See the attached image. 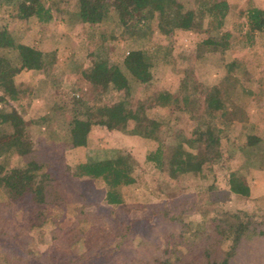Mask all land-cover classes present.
<instances>
[{
	"label": "rangeland",
	"instance_id": "374dc122",
	"mask_svg": "<svg viewBox=\"0 0 264 264\" xmlns=\"http://www.w3.org/2000/svg\"><path fill=\"white\" fill-rule=\"evenodd\" d=\"M180 1L187 8H197L195 0ZM228 1L230 8L223 30L233 31L234 38L226 51L212 50L204 42L217 34L206 17L199 26H180L171 33L164 32L155 17L149 27L143 26L135 32L126 28L117 14L96 24L82 20L78 0H46L54 12L48 22L35 16L17 17L8 4L1 6L0 28L8 27L19 44L14 49L5 48L3 54L15 64L21 49L30 46L40 52V57L34 58L32 66L16 73L20 97L7 102L0 100V119L13 108L21 111L33 141L40 150L52 153L49 159L57 158L58 168L97 158L125 161L136 180L121 186L124 198L145 206L117 213L133 221L138 239L155 237L160 243H166V236L160 233L155 236L156 232L149 225L153 215L149 207L162 201L196 200L194 210L184 218L188 226L178 221L159 222L160 230L166 233L183 232L189 236L211 216L224 212H248L260 217L264 213V30L256 31L251 43L246 33V11L254 5L264 8V0ZM136 48L154 54V75L148 82L137 80L125 66L126 54ZM96 52L118 66L117 87L103 86L92 80L91 76L97 79ZM160 89L177 96L178 105L156 102L154 97ZM122 98L128 99L133 107L143 102L150 120L139 123L122 120L113 128L96 124L86 145L66 144L76 113L84 115L88 106L110 104ZM209 100L219 109L211 112ZM202 122L213 133L221 135L220 156L206 163L203 173L173 178L147 159L148 152L159 143L165 144L166 155L179 142L196 149L192 138ZM14 129L9 122L0 121V135L7 136ZM55 145L59 146L54 152L46 151L45 148ZM26 163L23 155L10 150L0 156V164L6 169ZM62 168V182L72 198L47 208L44 242L34 243L42 250L50 244L51 230L56 225L68 226L82 213H109L113 208L105 202L107 187L103 179H78L65 175L66 169ZM49 170L53 167L49 166ZM233 172H237V176H232ZM211 184L221 193L219 200L209 202L205 193ZM10 198L0 173V201ZM28 209L27 198L19 201L17 217L22 218ZM89 224V219L81 221L84 228ZM32 232L39 240L40 234ZM254 244L264 248V239ZM83 248L80 242L73 250L78 253ZM247 260L240 257L236 264L256 263L254 256Z\"/></svg>",
	"mask_w": 264,
	"mask_h": 264
},
{
	"label": "trees",
	"instance_id": "16d2710c",
	"mask_svg": "<svg viewBox=\"0 0 264 264\" xmlns=\"http://www.w3.org/2000/svg\"><path fill=\"white\" fill-rule=\"evenodd\" d=\"M195 1L197 8H187L180 0H78V14L82 20L91 24L99 23L111 14H117L122 24L135 32L143 26L149 27L157 17L159 27L166 33H171L180 26H199L203 17H206L208 25L217 30V34L204 39V42L212 50L226 51L231 48L234 32L223 30L230 8L229 1ZM5 4L11 7L12 14L17 17L35 16L42 22H48L54 16L53 8L46 0H0V7ZM246 16V33L252 43L254 33L264 30V8L250 6ZM17 47L19 44H16L8 27L0 28V89L3 91L0 93L1 101L17 100L20 97L15 75L23 68L32 66L34 58L40 57L38 50L28 46L27 49H21L18 62L14 64L3 51L5 48ZM124 63L140 82H148L154 75V54L146 49L129 50ZM94 64L97 79L91 76L93 81L103 86H118V66L110 63L100 52H96ZM154 100L164 105L170 102L178 105V97L165 89L158 90ZM208 106L211 112L219 109L210 100ZM127 119L138 123L149 121L145 104L140 102L133 107L128 99L122 98L110 104L88 106L84 115L76 113L73 116L70 139L66 144L86 145L94 125L113 128ZM0 121L9 122L15 128L7 136L0 135V156L10 150L27 159L25 165L10 169L0 164L2 181L11 195L10 199L0 201V264H236L240 257L248 261L251 256L256 258L254 264H264V248L254 244L261 243L264 239V213L260 217L248 212L213 215L205 225L197 226L186 236L183 232H162L159 222L178 221L188 226L189 223L184 218L188 212L194 210L196 200L182 198L178 201H162L149 207L153 214L149 225L156 232L155 236L157 233L166 236V243H160L155 237L136 238L133 221L121 218L117 211L127 213L134 206L145 205L127 202L124 198L121 186L134 182L136 178L125 161L115 158L90 159L76 165L65 164L64 168L60 167L62 170L66 169L65 175L78 179H103L107 187L105 202L113 208L109 213H82V216L68 226L56 225L51 230V242L46 249L34 246V243L44 242L43 225L48 218L47 208L72 197L68 196L70 191L62 182L64 176L58 168L59 161L55 157L49 159V153H52L40 150L33 141L21 111L13 108ZM192 139L196 143V149H190L185 143L179 142L166 155L165 144L159 143L154 150L148 152L147 159L173 178L183 174L203 173L205 164L220 156L221 135L213 133L202 122L196 128ZM58 146L45 149L54 152ZM62 149L59 147V150ZM49 166L53 170H49ZM236 173L233 172L232 176H237ZM220 193V189L211 184L205 196L212 202L220 199ZM25 198L29 201V209L22 218H18L17 203ZM87 219L90 224L84 228L81 221ZM106 222L110 224L105 226ZM186 229L185 227L184 230ZM32 230L40 234L39 240H36L37 236ZM80 242L84 248L75 253L73 247Z\"/></svg>",
	"mask_w": 264,
	"mask_h": 264
}]
</instances>
